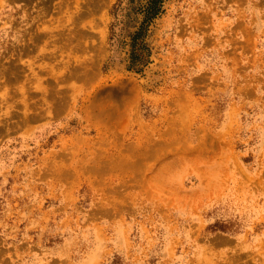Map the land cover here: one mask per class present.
<instances>
[{"label": "rangeland", "instance_id": "obj_1", "mask_svg": "<svg viewBox=\"0 0 264 264\" xmlns=\"http://www.w3.org/2000/svg\"><path fill=\"white\" fill-rule=\"evenodd\" d=\"M140 1L0 0V264H264V0Z\"/></svg>", "mask_w": 264, "mask_h": 264}, {"label": "trees", "instance_id": "obj_2", "mask_svg": "<svg viewBox=\"0 0 264 264\" xmlns=\"http://www.w3.org/2000/svg\"><path fill=\"white\" fill-rule=\"evenodd\" d=\"M165 0H141L138 12L142 16L141 23L133 36L132 62L141 59V55L136 52V48L140 46V50H144V40L150 25L163 13ZM141 41V42H140Z\"/></svg>", "mask_w": 264, "mask_h": 264}]
</instances>
